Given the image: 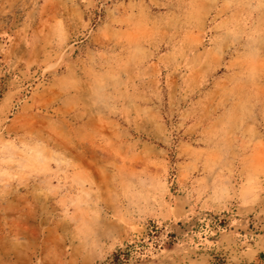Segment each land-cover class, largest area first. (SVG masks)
Masks as SVG:
<instances>
[{
    "label": "rangeland",
    "instance_id": "rangeland-1",
    "mask_svg": "<svg viewBox=\"0 0 264 264\" xmlns=\"http://www.w3.org/2000/svg\"><path fill=\"white\" fill-rule=\"evenodd\" d=\"M0 264H264V0H0Z\"/></svg>",
    "mask_w": 264,
    "mask_h": 264
}]
</instances>
